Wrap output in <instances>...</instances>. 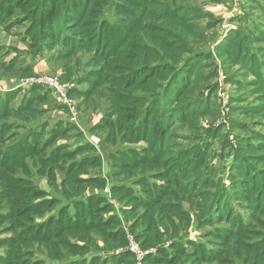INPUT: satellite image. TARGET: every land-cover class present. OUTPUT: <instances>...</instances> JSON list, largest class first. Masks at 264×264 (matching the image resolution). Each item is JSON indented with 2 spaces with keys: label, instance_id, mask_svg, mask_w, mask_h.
<instances>
[{
  "label": "trees",
  "instance_id": "1",
  "mask_svg": "<svg viewBox=\"0 0 264 264\" xmlns=\"http://www.w3.org/2000/svg\"><path fill=\"white\" fill-rule=\"evenodd\" d=\"M154 5V0H0V26L5 21L12 23L8 24L7 22L8 25H15L14 22H28L29 26L25 33L31 38V47L35 49L33 55L36 57H43L46 52L54 50L58 58L71 57L83 51H90L89 63L93 65V70L84 80L89 83L90 88L83 95L77 91L82 96L89 95L91 89L98 87L101 82L116 84L120 81L119 83H124L122 82L124 79L126 80V84L124 83L126 89L133 87L130 88V94L115 96V101H123L127 106L121 108L114 106L110 110L111 116L116 115V118L112 124L107 125L108 122H106L109 127L106 138L107 141H113L116 135L115 131L123 132L121 136L124 139L128 138L132 143L146 141L149 147L118 151L110 157L111 166L119 168V173L123 170L135 169L140 171L145 169L147 173L152 172H150L151 176L145 175L137 182L120 185L113 190L115 193L124 194L128 203L135 204L137 207L149 206L153 208L160 204L173 208L180 216L179 222H184L190 221V215L178 205V201H180L177 198L178 193L190 195L194 193L196 187L209 186L212 188L215 185L213 178L216 169L209 166L208 159L212 154L209 145L200 149L199 159L194 161L187 159L180 165L182 158H189L192 150L184 147V149L173 153L171 152L172 145L164 141L171 136L169 130L171 125L179 124L186 117L199 113L200 109L195 108V103L192 102L186 110L188 116L181 117V106H178L176 102L169 104L168 101L171 98L173 101L178 91L180 94L176 96V101H180L190 84L203 78V75L199 73L200 69L198 71V68L203 67L199 66V62L208 59L209 56L204 55L196 60L195 56L199 54H195L182 58L181 61L177 59L171 62L170 51H173V48L179 51L182 44H177L174 41L168 42L166 37L170 38V35L167 33H165L166 37H163L165 40L155 38L158 40L157 46L153 45L154 41L151 36L147 37L148 31L152 35V30L146 25V22L155 17ZM109 12L115 16L112 23L106 19ZM157 19L170 20L171 26L176 28L173 40L183 43L184 40H194L199 36L197 26L184 23L183 16L164 10ZM157 28L162 30V27L157 26ZM142 31H145L146 38L140 37L136 42ZM223 44L225 48L223 52L219 50L220 53L225 57L228 56L232 62L238 63L244 69V76L249 75L254 78L249 82L251 88H248L247 84L235 83L239 89L248 88L249 96H253V101L257 102L239 108V113L257 118L253 127H260L262 131L255 130L252 126L242 122L236 123L234 128L245 131L246 134L238 137L235 142L236 149L230 166L229 185L222 186L220 191L217 188L213 192L206 193L208 205L200 208V215L207 219L206 217L215 212L218 219L228 224L227 228H217L210 233L212 238L226 243L223 247L224 253L229 251L226 245L232 239L233 247L240 248L241 245L244 249L243 264H264V62H258L248 54L244 55L245 47L235 33H231ZM128 50L133 51L131 56L128 55ZM183 52H185L184 49L179 52V55ZM149 57L156 60V64L151 65ZM17 58L18 56L15 55L14 58L4 63L5 65H2L7 72L13 71ZM164 73H169L170 76L164 78L162 83L157 82L154 77ZM112 74L121 76L112 78ZM30 76L25 74L23 78ZM145 85H148L149 90V93L146 94H151L150 101L146 95L134 96L135 91H139V88ZM29 90L34 92L39 88L33 86ZM75 92L74 90L72 93ZM17 93L16 89L0 94V120L12 116L20 122H27L28 119L34 118L32 116L34 112L30 108V99L25 100L23 97L18 106L13 107L11 103ZM34 99H41V97L37 96ZM120 110L130 112L131 115L122 118ZM4 125L0 124V136L8 129ZM99 127L96 125L94 129L98 130ZM18 128H22V126ZM70 129L71 127L66 123L59 122L57 130L52 131L50 138L41 145L37 142L40 130L39 132L27 130L24 133H11L14 142H11L4 150L0 148L2 196L4 195L7 201L10 197H14L15 202L19 198L20 203L18 202V204L24 205L21 208L26 209L29 214L26 217L28 226L18 233L27 231L29 235L26 238L17 237V239H24V242H28L27 246H32L34 241H39V239L45 242L60 239L61 242H64L78 229L93 231L106 228V231L113 225V218L109 216L110 211L106 205L103 206V203H100L99 197L69 198L65 193L67 195H63L69 200L59 209L50 210L51 204L54 205L59 201L56 198H43V191L34 188L29 179L17 176L10 170L13 165H10V162L17 156L26 151L29 153L45 152L55 145L56 137L66 140ZM218 135L219 131L215 137ZM89 153L95 154V149L87 142L78 144L73 149L72 147L71 149L66 148L65 144H57L49 151V156L44 161L53 165L61 160L66 161V165L70 162L63 167L65 176L62 184L64 187L66 185L75 186L79 183H93L92 180L95 178H79L78 176L80 173L85 174L84 167L96 161L97 157L90 156L82 160H76V157ZM7 165H9L8 170ZM177 165H179V169L176 168ZM3 168L6 169L1 171ZM154 168L160 170L156 171ZM174 169L176 170L174 171ZM189 174L191 177L187 179ZM55 178L56 175L53 174V179L56 182ZM232 192L234 194H230ZM21 208L17 211L21 212ZM244 209L251 211V220L244 213ZM13 214L8 213L6 216H0V222L3 218H11ZM36 215L38 217L34 220ZM152 215L153 217L150 218L149 224L143 232L144 241L142 243L155 251L144 258L143 264L172 262L176 259L174 255L194 256V259L205 262L216 259L214 257L218 252L210 248L208 244L194 240H178V232H176L179 231L177 230L178 222L175 223L173 217L162 211L153 212ZM205 223L207 224L208 221L205 220ZM253 224L257 226L256 229L260 230L251 228ZM23 225L25 226V222ZM23 225L21 226L24 227ZM116 232L117 230H113L104 234L109 238H114ZM118 232H120L118 233L120 236L116 237V243H118V247H121L124 240L121 238V231ZM20 240L10 237L0 239V244L4 243L9 248L14 246L18 248L16 242ZM116 243L114 244L116 245ZM79 247L81 246H77V248ZM11 254L13 253L11 252ZM11 254L0 255V264H16L18 258H13ZM24 255H28L27 252L16 257ZM130 257L131 255L125 252L110 258L107 256L70 258L56 264H131ZM28 259L30 258H25L20 262L28 261ZM42 262L30 259L27 264Z\"/></svg>",
  "mask_w": 264,
  "mask_h": 264
},
{
  "label": "rangeland",
  "instance_id": "2",
  "mask_svg": "<svg viewBox=\"0 0 264 264\" xmlns=\"http://www.w3.org/2000/svg\"><path fill=\"white\" fill-rule=\"evenodd\" d=\"M155 17L146 22V25L152 30V35L148 31L147 37L151 36L154 41L153 45L157 46L158 40L155 38L166 37L165 33L170 35L168 42L174 41L177 44H182L178 51L173 48L170 51V60L181 59L196 55V60L201 56L207 55L208 59L199 62V73L203 78L192 82L189 88L184 92L180 101H176V96L180 94L178 91L169 104L176 102L181 106L180 116H188L189 105L194 102L195 108L200 109L197 114H192L186 117L179 124H173L170 127L171 136L165 139L172 145L171 152H178L184 147L190 148L192 152L189 158H182L180 165L183 162L194 161L200 158L201 148L206 145L211 146V156L208 159L209 166L216 169V174L213 178L215 185L213 187H196L193 194L178 193V205L183 211L188 212L190 221L179 222L180 216L173 208H168L164 205L148 207H137L135 204L128 203L127 197L122 193H115L114 188L137 182L143 176H151L149 171L145 169L141 171L123 170L119 173V168L112 167L110 157L118 151H126L129 149H145L149 147L146 141L132 143L128 138L124 139L121 135L123 132L115 131L113 141H107L110 123L115 121L116 115L111 116L112 107L127 106L123 101H115V96L126 95L131 93L130 87L126 89L124 83H109L101 82L98 87L92 88L89 95L82 96L90 87L88 82H84L89 72L93 70V65L89 63L91 52L83 51L75 56L58 58L56 51L46 52L43 57L33 55L34 47H31V38L26 36L28 22L15 23L8 25L10 22L5 21L0 26V94L6 91L18 90L16 98L12 101L13 107L18 106L21 99H30V108L34 112V118L28 119L27 122H20L14 117H8L0 120V124L4 125L7 130L0 136V148L4 150L13 141L11 133L26 132L27 130H37L39 133L38 144L41 145L50 138V133L57 130L59 122L66 123L71 127L66 140H61L56 137L55 145L65 144L66 148L73 149L78 144L87 142L94 149V153L87 155H79L76 160L96 156V161L91 162L84 167L85 174H78L80 177L95 178L93 183L76 184L75 186H63L64 166L70 162L59 161L56 165L46 163L44 160L48 158L49 151L54 146L47 149L45 152L29 153L23 152L10 162V170L15 174L30 180L32 186L37 190L43 191L42 197L45 199L56 198L59 202L51 204V209H59L69 199L77 196L99 197L100 203L106 205L110 211L109 216L113 218V225L100 230L86 231L79 230L65 240L53 239L51 241H34L32 246H27L28 242L17 239L18 236L26 238L29 232L25 230L28 226L26 217L29 215L26 209H22L24 205H19L20 199L14 201V197L7 199L2 196L1 181H0V216H6L8 213H14L11 218H3L0 222V239L14 237L18 248H9L4 243L0 244V255L7 256L13 254V258H18L16 264H27L29 260H41L40 264H56L70 258H85L88 256H107L113 257L116 255L128 252L131 255V264H143L144 258L152 254L155 250L148 248L144 243L143 232L149 224L150 218L153 217V212L162 211L168 216L174 218L175 223L178 222V240H194L196 242L206 243L210 248L216 250L217 256L215 260L202 261L194 259V256L185 257L174 255L172 262H161L158 264H243L244 249L233 247V240L227 243L228 252L224 253V243L219 239H214L210 236L217 228H227L228 224L216 217V213L204 219L201 217L200 208L207 207V194L214 190H221L222 186L229 185V177L231 174V162L235 152V142L238 137L246 134L234 128L236 123L242 122L250 126H254V121L258 120L247 115H241L239 108L257 103L253 96H249L250 81L254 78L247 75L244 76V69L238 63L232 62L228 56L225 57L220 53L225 48L224 42L226 38L235 33L239 36L241 44L245 47L244 55L248 54L255 58L258 62H264V0H154ZM168 11L178 16H183L184 23L197 26L199 36L197 38L181 41L173 40L176 28L171 26L170 20L157 19L162 11ZM21 15V14H19ZM22 16V15H21ZM20 17V16H19ZM15 19L17 17H14ZM13 18V19H14ZM109 22H114L115 16L112 12L106 15ZM8 22V24H7ZM13 23V24H14ZM12 24V23H10ZM158 27H162L159 30ZM8 28V29H7ZM142 31L139 38H146ZM164 37V38H163ZM155 39V40H154ZM184 51L179 55L180 51ZM132 50H128V55L131 56ZM18 56L12 72L2 66L10 59ZM177 56V57H176ZM49 58V59H48ZM168 60V59H167ZM151 65L156 64V60L149 57ZM198 63V62H197ZM5 65V64H4ZM29 70V73L27 71ZM31 75L28 79L23 78V75ZM120 74V73H119ZM111 75L112 78L121 75ZM170 76L169 73L155 76L157 82L162 83L164 78ZM207 78V79H204ZM47 80H52L53 85H46ZM193 80V79H192ZM32 82V86H21L26 82ZM236 82L242 85H248V88L239 89L235 86ZM38 87L37 91H30V87ZM48 87V88H47ZM75 93H72L73 91ZM81 92V94H78ZM137 97L146 95L150 101L148 85L139 88L135 91ZM40 96L41 99H34ZM85 97V99H84ZM166 101V100H165ZM172 101V102H171ZM167 102V101H166ZM167 104V103H166ZM167 104V105H169ZM175 104V103H173ZM11 105V106H12ZM132 107V106H131ZM130 112H122L120 116L128 117ZM109 116V117H108ZM106 122L108 124L106 125ZM100 126L98 130L94 126ZM22 126V128H18ZM63 128V127H62ZM255 130H261L260 127H253ZM22 129V130H21ZM219 135L215 137V134ZM264 132V130H263ZM94 154V155H93ZM65 162V163H64ZM7 165V170H8ZM6 168L1 169V171ZM179 169V165L176 167ZM204 168V167H202ZM154 170H160L154 168ZM176 169H174L175 171ZM25 173V174H23ZM53 174L56 175V182L53 179ZM191 177L188 175L187 179ZM190 180V179H189ZM188 180V181H189ZM67 193V194H65ZM205 195L203 196V194ZM64 194V195H63ZM230 194H234L233 192ZM231 197V196H230ZM102 199V200H101ZM169 202V201H168ZM108 204V205H107ZM170 204V203H169ZM173 204V203H172ZM22 209L18 212V209ZM152 209H154L152 211ZM248 219L252 218V213L249 209H244ZM243 210V211H244ZM11 211V212H10ZM152 211L151 213H149ZM26 212V213H25ZM45 212V211H43ZM10 216V215H9ZM33 216V215H32ZM107 216V214H106ZM38 215L34 216L37 218ZM33 220V221H34ZM205 220L208 223H205ZM38 221V220H37ZM25 222V226L23 225ZM35 222V221H34ZM23 225L24 227H22ZM255 230L257 226L253 224L251 228ZM115 228V229H114ZM117 230L114 238H109L105 234L107 232ZM121 231V238L124 244L118 247L117 236L118 231ZM105 233V234H104ZM75 234V235H74ZM120 236V235H119ZM116 243V245L114 244ZM81 246L77 248V246ZM115 245V246H114ZM8 247V248H7ZM23 252L28 255L22 256ZM48 257V258H46ZM25 258H30L28 261L20 262ZM63 263V262H62ZM126 264V263H121ZM152 264V263H149Z\"/></svg>",
  "mask_w": 264,
  "mask_h": 264
},
{
  "label": "built area",
  "instance_id": "3",
  "mask_svg": "<svg viewBox=\"0 0 264 264\" xmlns=\"http://www.w3.org/2000/svg\"><path fill=\"white\" fill-rule=\"evenodd\" d=\"M26 79V78H25ZM28 79V78H27ZM45 84L46 85H53L54 84V82L52 81V80H47V82H45ZM33 85V83L32 82H26V83H24V84H22L21 86H24V87H29V86H32ZM48 88V87H47Z\"/></svg>",
  "mask_w": 264,
  "mask_h": 264
}]
</instances>
